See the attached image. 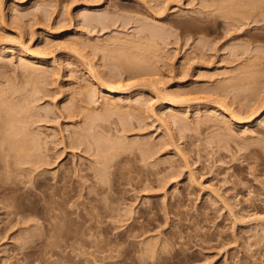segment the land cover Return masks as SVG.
<instances>
[{"label": "rangeland", "instance_id": "obj_1", "mask_svg": "<svg viewBox=\"0 0 264 264\" xmlns=\"http://www.w3.org/2000/svg\"><path fill=\"white\" fill-rule=\"evenodd\" d=\"M21 1L0 0V50L6 51L0 89H22L25 101L10 106H31L28 133L47 141L51 160L62 151L60 138L74 135L68 108L94 107L98 123L111 130L95 123V147L66 150L44 173L40 165H26L34 172L24 175L0 170V264H264V126L258 124L264 109L252 116L264 102V15L252 8L264 0ZM105 14L117 23L103 31L94 21ZM235 18L246 24L240 32ZM146 23L167 32L138 50L136 32ZM75 39L83 44L75 48ZM21 47L46 54V72L25 73ZM132 61L145 75L126 80L129 93L116 97L120 113L110 105L105 110L89 69L125 77L133 74ZM177 91L191 101L176 111L184 121L166 126L165 95ZM220 98L247 122L232 121L227 137L216 136L225 126L219 120L230 119L225 114L207 127L197 120ZM107 140L123 149L101 166L102 154L113 152ZM44 196L56 217L52 231ZM30 201L33 209L21 206ZM19 209L25 217L14 215ZM100 238L113 243L109 251L96 247ZM148 239L154 254L146 251Z\"/></svg>", "mask_w": 264, "mask_h": 264}, {"label": "bare ground", "instance_id": "obj_2", "mask_svg": "<svg viewBox=\"0 0 264 264\" xmlns=\"http://www.w3.org/2000/svg\"><path fill=\"white\" fill-rule=\"evenodd\" d=\"M19 1H21V0H19ZM156 2L159 3V1H156ZM156 2H155V4H158ZM155 7H156V5H155ZM159 7H162V4ZM159 7H157V8H159ZM160 9H162V8H160ZM164 9L166 10V7ZM252 10L256 11V14L258 16L264 15V3L261 6H258V5L254 6L252 8ZM3 15L1 12L0 19L3 17ZM13 18H17V15H13ZM152 18H153V16H152ZM156 18H158V17H156ZM195 19L198 21L200 20V22H201V20H203L202 23H204V21L206 22L205 19H201V18H195ZM246 19H248V18H246ZM98 20L99 21H96L97 24L94 21V25H95L94 27H96V28L100 27V29L103 31L107 30L108 28L112 27L113 24L117 23L114 20L112 22L113 24H111L110 22L112 19L109 20V18L107 17L106 14L99 17ZM85 21L87 24H89L87 26L91 27V24L93 21L89 22L88 19H86ZM162 22L160 23L161 25H163ZM233 22L236 23L235 28H237V26H238L239 32L241 29L243 30V28H241V26L239 27V24L243 25L242 27H245V25H246L244 22H242L236 18L233 20ZM255 22L256 23L253 22L255 25L257 23H259L258 20H256ZM152 24L155 25L156 23L153 22ZM145 25H147V26H145ZM150 25L146 23L143 25L144 27H139V29L136 32V36L134 35L136 37L135 40L138 38V41L136 40V46H135L138 50L143 49V44L145 42H148L149 44L153 43L155 46V44H156L155 42L160 38L162 39V37L166 35L165 33H162V32H165V31L167 32V30H165V28L161 27V25H160V27H161L162 31H161V29H159V26H157L158 28H152V27H149ZM158 25H159V21H158ZM233 25L234 24H229V25L227 24V26H229V27H231V26L234 27ZM249 25H251V24L249 23ZM92 26H93V24H92ZM229 27L228 28L224 27V28L227 30V29H230ZM259 27L261 28V30L263 29V31H264V23H262V26H259ZM226 30H225V32H226ZM234 30L236 31V29H234ZM229 31H231V30H229ZM229 31L227 32L228 34H229ZM227 33H225L224 36H227L228 35ZM237 33H238V31H237ZM262 34L264 36V33H262ZM116 39L120 40L119 37H117ZM80 40H82V39H80ZM80 40L75 39V41L74 40L72 41V43L73 42L75 43V44L73 43L74 46H76L75 48L80 47L81 46L80 44H83L82 43L83 40L82 41H80ZM73 44L70 45L68 43V45H70V47L71 46L74 47ZM77 45H80V46H77ZM80 49L81 48H79L77 50H80ZM160 49H161L160 46H157L156 52H158L157 50H160ZM72 50H74V48ZM5 52L6 51H4V50H0V60L2 58H4V56L6 55ZM37 55H34L33 52H30V51L21 47V49L19 50V61L21 63L22 69L24 70L25 73L26 72L28 73L30 71L35 72L36 70L39 69V67H40L41 72H46L45 69L41 70L42 62H44V59L47 57L46 54L44 55L41 53L40 54L41 56L39 54H37ZM142 59H143L142 61H144V63H148V65H150L152 63L148 58H142ZM10 60H12V59H10ZM128 66L134 68L133 74H128L125 77H123V76H113L112 77V76L104 75V76H106L105 77L106 79L104 77H101L97 71H96L97 72V74H96L94 72L95 70L93 71V69H89L90 77H93V80H95V82L97 81L96 85L98 88L96 87L95 89H98V91H100L99 94L100 93L104 94V96L102 97L103 101L105 102L104 103L105 104L104 109L106 108V105H107L108 109H111L110 107L112 106L114 108L116 107L115 111L118 110L119 111L118 113H120V110H122V108L116 104V102H117L116 97L119 95H125V94L129 93L128 89L130 87V84H127L126 80L131 79L133 77H136V75H145L144 71L142 70V67H141L142 64L139 61H134V62L132 61ZM155 82L156 81H152L151 83H153V85H154ZM158 82H160V81H158ZM155 86H157V85L155 84ZM95 91H93V89H91V91L89 93L90 96L91 95L94 96V94L97 92V91L96 92ZM22 92L23 91L21 88L14 87V86H9L8 89H6V88L0 89V170H6L9 173H16V174L19 173V175H20L21 173L23 174L24 172L25 173L27 172L26 174H28L29 172H34L33 170L31 171L28 168H24L26 165H34V166L40 165V174H41V173H44V171H45V169L42 168L43 166L51 165L53 163V160L54 161L60 160V157L62 158V155L66 152V150H68V151L77 150V149H80L79 147L84 146V151H88V150H91L93 147H95L94 146L95 143H98L95 138H92L93 137L92 130H93V128H95V127H93V125L96 123V128H101V129H103L105 126V125L98 123V121L102 120L100 118L101 114H99L98 110L95 111L94 107H88V106H84L82 104L78 107H75V108L70 107L67 110L68 116H65V118H70L72 120L70 122L72 123V126L74 128V131H73L74 135L71 136L69 138V140H67L66 137L62 136V138H60L61 139L60 143L62 144V151L59 150V152H57V154L54 157H51V160H49L48 157H46L47 154L45 151V148L48 144L47 141L43 140L44 142H41L40 137L38 135L37 136L39 138L36 135L34 136V134L32 135V134L28 133L27 125H26V123H27L26 122V118H27L26 114L28 112L30 113L31 110H33L31 108V106H26V105L21 104L22 106H21L20 110H15L14 108H12L10 106L11 103L15 104V103H20V102L25 101V99L24 100L20 99V97L22 98V96H21L23 94ZM169 94H171V93L169 92L167 96L165 95V99L167 101L166 102L164 101V102L168 103L170 110H168V112L165 113V117L161 116L162 118H164L163 120L160 117V119L165 123L164 125H166V124L170 125L172 123H177V121H184V118L181 117L182 115H179L177 113L179 110L178 108H180L179 105L183 106L184 104L191 101L190 99L181 98L179 96L180 95L179 92H178V94L176 92H172L171 95H169ZM93 96H91L92 99H93ZM219 97H220V95H219ZM40 99H42V98H40ZM40 99H38V100H40ZM138 100L139 99H137V101H136L137 104H139L141 101V100H139V101ZM163 100H164V98H163ZM215 100H214V103H215V105H217V106H215V108H217V109H215V108L211 109V111H210L211 113L209 114V116L204 115L202 117V115H199L201 117H197V120L201 121L202 124H205L207 127L208 124L206 122H209L210 120H213V119H219L218 117H216L218 114H225L226 116H228L230 118L229 120H224V119L219 120L220 123H223L225 126H224L223 130L220 129L221 130L220 133L218 132L217 133L218 135H216V136H218V137L219 136L220 137L221 136L227 137L228 135L230 136L229 131H230V125H231L232 121L237 123V124L247 123L246 120H244V118L238 117L237 111L235 109L228 108L225 105L226 102L224 101V99H222L223 101H221V98H220V101L217 99H215ZM35 101H37V99ZM92 102L97 104L98 100L95 99ZM109 105H110V107H109ZM117 106H118V108H117ZM8 107L12 110L11 112L6 111V109ZM80 108H81V111H79ZM119 108H121V109H119ZM104 109H103L102 113L106 112V111H104ZM135 109L138 110L137 108H135ZM263 109H264V102L260 105L258 104L255 108H253L252 116L258 114ZM105 110H107V108ZM43 111L47 112V109L44 108ZM100 113H101V111H100ZM153 114H155V113H151L152 116H153ZM153 117H155V116H153ZM207 120H209V121H207ZM39 121H40L41 125H42V123H44V121H46V122L48 121L47 123L46 122L45 123L50 124L48 119H40ZM50 122H51V120H50ZM216 124H218V123H215V127H216ZM258 124L260 126H264V118L259 120ZM211 127L214 128V126H212V124H211ZM107 128H108V126H107ZM107 128L105 127L104 130ZM109 129L110 128H108V131H109ZM56 135H57V133H56ZM119 144L111 142L110 140L106 141V145H108L106 147L113 148V152L110 154V152L108 151V152H105L102 154V162H100L101 166H105L106 164L111 163L112 159L114 157L118 156V154H119L118 152L123 149V148H118L121 146V144H120V146H119ZM122 145H124V144H122ZM126 150H128V149H126ZM163 171H166V169H164ZM174 172H176V171H174ZM9 188L6 187V190H8V192H14L16 190V188H14L15 189L14 190L13 187H9ZM46 196H44V200L46 203V205H44V211H45V213H47V215L49 214L48 220L50 221V224L53 227L49 230L52 231L55 229L56 224L54 223V221H55L54 219H56V217H54V215H52L53 209L51 206H49L50 204H49V202H47L48 196L47 197ZM49 196H50V194H49ZM50 198L53 199V197H49V199ZM10 205L13 207H17V199L16 200L12 199V203H10ZM21 206L25 207V209L26 208L33 209L35 207V202L30 201V203H21ZM23 214H24V210H21V209L14 212V215H22L23 217H25ZM134 231H135L134 225H132V226H129L127 228L126 233L131 235L134 233ZM145 233H147V231L142 230L140 232V235L142 236ZM103 240L106 241V239H103ZM96 241L97 242L99 241L98 243L95 242L97 244L96 247L98 249L104 251V252L109 251L110 250L109 247H112V245H113V243H111V241H108V240L104 244L103 243L104 241H102L101 238L97 239ZM147 245L149 247L147 248L146 251H148V249H149V251L154 254L155 253V243L151 239H148Z\"/></svg>", "mask_w": 264, "mask_h": 264}]
</instances>
